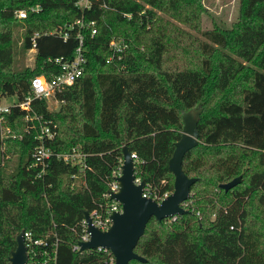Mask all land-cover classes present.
<instances>
[{"label": "trees", "instance_id": "16d2710c", "mask_svg": "<svg viewBox=\"0 0 264 264\" xmlns=\"http://www.w3.org/2000/svg\"><path fill=\"white\" fill-rule=\"evenodd\" d=\"M77 1L0 0L1 97L22 102L34 75L58 74L54 59L74 56L79 31L86 58L81 75L56 92L57 110L33 98L29 110L3 113L10 135L0 137V264H10L21 231L41 238L50 230L58 237L54 264L102 262V252L72 244L83 212L111 204L104 193L122 146L136 155V178L172 191L168 160L181 113L199 107L198 143L182 159L184 173L196 177L186 212L151 217L134 247L145 261L128 264H264V0H238L230 26L206 29L205 0H92L88 9ZM79 18L93 20L96 33L88 26L70 28L66 39L50 33ZM113 38L124 44L120 59L110 58ZM42 125L54 131L43 136L53 155L37 178L29 165ZM74 147L84 165L56 158ZM237 176L233 187H219Z\"/></svg>", "mask_w": 264, "mask_h": 264}, {"label": "water", "instance_id": "95a60500", "mask_svg": "<svg viewBox=\"0 0 264 264\" xmlns=\"http://www.w3.org/2000/svg\"><path fill=\"white\" fill-rule=\"evenodd\" d=\"M202 108L189 109L181 113L180 138L174 142V149L168 160V167L174 175L173 190L159 203L150 197L142 195L146 181H135L134 159L127 145H123L122 163L120 175L116 177L119 188L110 193V199H114L121 206V211H113L110 218L111 224L105 230H100L91 224L87 211L83 212V218L87 222L89 239L80 241L79 251L103 247L108 249L114 260L108 264H128L132 259L145 261L134 251V247L143 234L145 226L151 217L157 220L179 215L186 212L181 206L190 195L191 185L196 177L187 176L182 169V159L187 150L198 143L199 131L197 122ZM241 176L220 183L219 187L228 190L236 185ZM27 249L23 240V231L16 236V246L10 251V264H26Z\"/></svg>", "mask_w": 264, "mask_h": 264}, {"label": "built area", "instance_id": "2783aa9c", "mask_svg": "<svg viewBox=\"0 0 264 264\" xmlns=\"http://www.w3.org/2000/svg\"><path fill=\"white\" fill-rule=\"evenodd\" d=\"M98 1V0H97ZM77 5L81 8H90L92 5V0H78ZM104 6V5H103ZM37 7H32L31 9H36ZM15 16L18 18H24L26 16L25 10H17L15 12ZM94 21L85 22L83 19H77L73 23L57 28L54 31H50V33H58L62 36L63 39H66L68 36V31L70 28L74 26L78 27V30H81L83 26H88L90 28V34L93 35L96 33V27L94 26ZM36 35V34H35ZM78 36V46L75 50L74 56L70 60H64L61 57H57L54 59V62L58 63L60 66V72L51 78H48L44 74H36L30 80V96H28L22 102H10L4 103L3 98L0 96V122L3 117V113L9 111L10 107L13 105H18L20 108L24 110H29V104L31 99L33 98H45L55 97L57 91H60L67 85H71L82 73L84 63L86 62V58L82 52V42L83 36L80 31L77 34ZM34 46V44H33ZM109 47L112 50V55L110 58L117 56V59L121 57V51L124 48V44L121 39H111L109 42ZM34 50V48H31ZM28 118V116H26ZM42 135L39 136L41 143L35 147L32 152V161L29 165L30 168L35 169V177L42 178L46 173L48 167V160L52 154L50 148L45 147L43 145V136L45 135L47 138H53L54 131L49 128L47 125L41 126ZM133 159L136 157L134 153H132ZM56 158L62 159L66 162H70L71 164H80L84 165L83 159L85 157L84 153H81L76 147L72 148L69 153L65 154H56ZM120 175V169L114 170L112 172L111 180L108 184V188L104 193V196L110 198V193L115 192L119 188L118 181L116 177ZM74 177V175H72ZM136 182H139V178H135ZM74 185V183H73ZM171 192V191H170ZM170 192L165 191L160 193L157 189L152 188V186L148 183H145L143 187L142 195L145 197H150L151 199L157 201L158 203L165 198ZM191 194V193H190ZM190 196V195H189ZM112 202L110 205L103 207L102 205L99 208L93 209L91 212H88V215L91 219V224L97 227L100 230L107 229L111 224V214L113 211H121V206L114 199H111ZM186 202L183 201L181 206H185ZM198 214V212H197ZM177 215H172L167 217L168 219L175 220ZM81 233L79 235V239L72 244V250L79 251L80 241H87L89 239V232L87 231V222L83 218L81 223ZM23 240L27 249V261L26 264H54L56 253H57V243L58 237L55 231H48L43 237L36 238L33 236L31 231H23ZM98 252H102L103 259L102 262L97 264H108L113 262L114 257L112 253L103 247L93 248ZM90 250V249H86Z\"/></svg>", "mask_w": 264, "mask_h": 264}, {"label": "rangeland", "instance_id": "374dc122", "mask_svg": "<svg viewBox=\"0 0 264 264\" xmlns=\"http://www.w3.org/2000/svg\"><path fill=\"white\" fill-rule=\"evenodd\" d=\"M205 12L202 15V27L210 28L213 25L228 27L235 20L238 10V0H205L203 2ZM192 32V31H191ZM197 36L202 38V35ZM18 43V42H17ZM35 50L29 49L23 59L24 65L32 67L34 63ZM47 100L50 110H57L60 103L55 97H49ZM16 96H8L3 98L4 103L15 102ZM200 108V107H199ZM56 127V124H53ZM10 135V128L6 125H0V137ZM15 136V135H12Z\"/></svg>", "mask_w": 264, "mask_h": 264}, {"label": "crops", "instance_id": "0c3cea01", "mask_svg": "<svg viewBox=\"0 0 264 264\" xmlns=\"http://www.w3.org/2000/svg\"><path fill=\"white\" fill-rule=\"evenodd\" d=\"M141 180V179H140Z\"/></svg>", "mask_w": 264, "mask_h": 264}]
</instances>
